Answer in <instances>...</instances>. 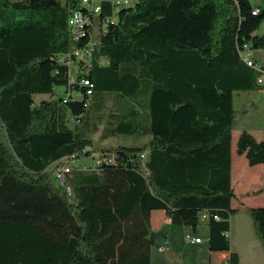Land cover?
Wrapping results in <instances>:
<instances>
[{
    "label": "trees",
    "instance_id": "16d2710c",
    "mask_svg": "<svg viewBox=\"0 0 264 264\" xmlns=\"http://www.w3.org/2000/svg\"><path fill=\"white\" fill-rule=\"evenodd\" d=\"M74 3L0 0V264H150L154 209L229 249L235 93L264 88V0H100L72 30ZM98 123L147 139L96 148ZM235 146L264 162V138L242 129ZM247 212L264 247V206Z\"/></svg>",
    "mask_w": 264,
    "mask_h": 264
},
{
    "label": "crops",
    "instance_id": "0c3cea01",
    "mask_svg": "<svg viewBox=\"0 0 264 264\" xmlns=\"http://www.w3.org/2000/svg\"><path fill=\"white\" fill-rule=\"evenodd\" d=\"M42 95H36V97ZM253 136L257 140L264 138V134ZM241 155L242 157L236 160L231 155L230 178L234 195L230 202L232 209L229 220L230 248L210 250L207 244V225L203 231L205 243L199 237L198 227L190 229V226L183 225L179 227L180 230L183 229L185 235L189 234L191 238L198 237L200 241L194 242L186 239L182 242L176 241L172 232L177 229L171 227L165 211L154 209L150 212L151 231H163L166 246L158 248L154 243L151 245L150 264H222L229 260L231 251L238 255L237 264H264V247L254 231L247 212L248 208L264 206V162L249 165L245 155ZM188 246H191L189 249L191 252L185 251Z\"/></svg>",
    "mask_w": 264,
    "mask_h": 264
},
{
    "label": "rangeland",
    "instance_id": "374dc122",
    "mask_svg": "<svg viewBox=\"0 0 264 264\" xmlns=\"http://www.w3.org/2000/svg\"><path fill=\"white\" fill-rule=\"evenodd\" d=\"M100 0H93V4H98ZM115 1V0H111ZM259 6L262 5V3L258 4ZM94 22L95 27H93V33L96 34L97 28H98V19L96 16H94ZM264 30V20L260 23L259 30ZM259 52H255V56L258 59L262 58L259 55ZM72 72L74 73V67L72 69ZM57 90L60 92L61 87H57ZM56 94V93H55ZM54 94V96H56ZM48 99L50 98L49 95H42L37 96L35 98V102H38L40 99ZM235 107L238 109H245L246 113L244 114H238L234 121V127L232 130V138H231V155L236 160V158L242 157L241 154H237L235 152V142L237 135L242 129H246L248 132H250L253 135H263L264 134V88L261 90H248V91H239L235 93ZM91 113V112H90ZM71 124V123H70ZM89 137L92 139L93 145L96 148L100 147H109V146H118V145H131V144H141L146 139L147 136H142L139 138H135L133 135H113V136H105L104 127L103 125H99L95 132H90ZM76 166H81L83 163H91L89 157H81L78 161H76ZM95 164H92V166ZM53 180L55 183L59 182L54 174L55 171L53 170ZM206 224L201 223L197 225L199 237L203 239V242L205 243L204 239V229H206ZM180 225L172 224L171 227L173 229H177V231L172 232L173 237L176 241H183L185 239V232L183 229L180 230ZM191 229V227H189ZM169 231H171L169 229ZM191 246H188L185 250L186 252H191L190 249ZM193 251V250H192Z\"/></svg>",
    "mask_w": 264,
    "mask_h": 264
},
{
    "label": "built area",
    "instance_id": "2783aa9c",
    "mask_svg": "<svg viewBox=\"0 0 264 264\" xmlns=\"http://www.w3.org/2000/svg\"><path fill=\"white\" fill-rule=\"evenodd\" d=\"M115 4H124V0H115L113 1ZM81 6H89V13H81ZM100 9L99 7V2L98 4H93V0H75L74 6L71 8L70 12H69V16L67 19V24L69 26L70 29V24L71 23H79V21H90L91 18V14H93L94 12H98ZM258 9L255 7L252 10V13H257ZM78 32H71L72 35H75ZM95 40L91 39L87 42L86 44V48L83 49H77L73 51V55L75 57V59H85V57L88 55V51H90L91 47H93L95 45ZM86 51V52H85ZM244 53H248L249 57L251 58V54L249 51H245ZM70 57L69 54H67L66 56L62 57L61 60H63L67 65L70 66V69H73V67L75 65H73L74 60H66V57ZM75 68V67H74ZM76 69V68H75ZM80 70V69H79ZM76 78L73 74H70V80ZM258 83H264L262 78H259ZM80 82L82 84H84V78L81 77L80 78ZM86 86H88L87 88V93H90V87L92 86L91 84H84ZM140 157L142 159H145L146 157V153H142L140 154ZM75 160H73L72 158H66L65 161L61 162L60 165L58 167L55 168V178L59 181V183H62V178H64L65 176H61V167H63V165H67L70 163H74ZM78 161V160H77ZM92 164H98V160H94V162ZM202 218H206V215L203 214ZM214 218H217V216H214ZM225 235H228L229 237V232H226ZM185 239L188 241H194V242H199L200 238H191L189 234L185 235Z\"/></svg>",
    "mask_w": 264,
    "mask_h": 264
},
{
    "label": "bare ground",
    "instance_id": "6f19581e",
    "mask_svg": "<svg viewBox=\"0 0 264 264\" xmlns=\"http://www.w3.org/2000/svg\"><path fill=\"white\" fill-rule=\"evenodd\" d=\"M130 1L131 0H124V2H130ZM81 13H89V6H81ZM96 13L97 12H94L93 14H91V16L94 15V14H96ZM88 22L89 21H79V23H71L70 24V28L72 30H77L79 28H82L83 25H84V23L85 24L86 23L88 24ZM76 32H78V31H76ZM67 170H68V168L65 165H63V167H61V176H64V172L67 171ZM63 180H64V178H62V182H63Z\"/></svg>",
    "mask_w": 264,
    "mask_h": 264
},
{
    "label": "water",
    "instance_id": "95a60500",
    "mask_svg": "<svg viewBox=\"0 0 264 264\" xmlns=\"http://www.w3.org/2000/svg\"><path fill=\"white\" fill-rule=\"evenodd\" d=\"M149 236L156 247L164 248L166 246V239L163 231H151Z\"/></svg>",
    "mask_w": 264,
    "mask_h": 264
}]
</instances>
